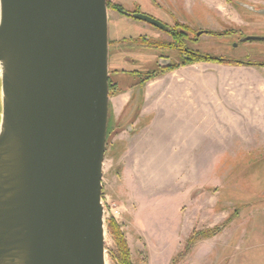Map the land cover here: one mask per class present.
<instances>
[{
	"label": "water",
	"instance_id": "95a60500",
	"mask_svg": "<svg viewBox=\"0 0 264 264\" xmlns=\"http://www.w3.org/2000/svg\"><path fill=\"white\" fill-rule=\"evenodd\" d=\"M108 29L107 0H0V264H105Z\"/></svg>",
	"mask_w": 264,
	"mask_h": 264
},
{
	"label": "rangeland",
	"instance_id": "374dc122",
	"mask_svg": "<svg viewBox=\"0 0 264 264\" xmlns=\"http://www.w3.org/2000/svg\"><path fill=\"white\" fill-rule=\"evenodd\" d=\"M136 1L143 10L144 6H159V18L173 31H178L177 25H188L190 37L180 42L196 51V57L234 61L199 60L185 65L251 63L264 67L260 65L264 64V41L244 40L264 35V0ZM114 3L131 9L133 0H107L108 70L112 84L117 82V87L123 88L137 82L141 86L146 82H142L144 73L156 69V55L182 62L177 52L168 50L176 46V33L169 35L120 15ZM146 28L153 31L155 38L164 40L165 48L152 47L157 46L155 40L151 47L135 43ZM200 30L209 32L199 36ZM176 68L159 71L156 76ZM132 70L136 72L130 73ZM120 129L108 114L101 176L105 264H119L112 256L116 247L107 228L110 218L126 239L132 264H264L263 148L245 152L233 162L154 163L146 170L148 178L133 177L129 175L132 162L125 155L128 134L120 133ZM222 225L218 233L199 239L183 258L178 257L192 232Z\"/></svg>",
	"mask_w": 264,
	"mask_h": 264
},
{
	"label": "crops",
	"instance_id": "0c3cea01",
	"mask_svg": "<svg viewBox=\"0 0 264 264\" xmlns=\"http://www.w3.org/2000/svg\"><path fill=\"white\" fill-rule=\"evenodd\" d=\"M261 72L258 65L200 62L141 86L118 85L120 91L109 96V114L128 134L129 175L148 178L154 163L233 162L264 149Z\"/></svg>",
	"mask_w": 264,
	"mask_h": 264
},
{
	"label": "flooded vegetation",
	"instance_id": "af4514ba",
	"mask_svg": "<svg viewBox=\"0 0 264 264\" xmlns=\"http://www.w3.org/2000/svg\"><path fill=\"white\" fill-rule=\"evenodd\" d=\"M153 2L155 3L156 1H153ZM144 7H145L146 10L142 9V6H141L140 3H138V1L133 0V4L131 6V9H126V8L123 9L122 8V12H118L117 11V13H119L120 15H124L125 17L131 18V19H135V18H133L131 16V14H133V13H144V14H146L148 16H151V17L157 19L161 23H163L164 24V28L161 29V28H159V27H157V26H155L153 24H150L148 22L135 19V20H138V21H141V22L145 23L147 26H150L153 29H157L159 31L166 32L169 35L176 33L177 34L176 46L173 47V48H169L168 50H171L173 52H177L180 55L182 62L183 61H187L188 59L192 58L196 54V51L190 50L184 44H182V42H180L182 38H189L190 37L188 32H187V29H190L188 25H186L185 23H183V24H185V26H181V25H177L176 24L177 26H175V28L178 29V31H173V29L162 18H159V15L162 14V12L158 8L159 6L158 7L157 6H144ZM175 22H177V21L175 20ZM200 31H203L200 35L208 33V30H200ZM143 32L144 33H140L137 36V40L135 41L136 44L138 43L137 44L138 46H142V47L143 46H149V47H151L150 45H144V43L146 42L148 44H151L155 40L157 46H152V47L165 48L164 40L159 39L158 37L155 38V36L152 35L153 34L152 30L146 28V29H144ZM147 32H151V35H147V34H149ZM254 37H256V39H254V41H259V42L264 41V35H254ZM138 40L139 41L142 40V42H139ZM131 41H133V40H131ZM154 61H155L156 69L155 70H151V71H146L144 73V75H143L144 78L152 75L153 73H157L159 71L163 72V71H165L167 69H171V67H173L174 65H177V64L180 65V63H182V62H180V63L173 62L169 57H166L165 55H156L155 58H154ZM260 65H264V64H260ZM122 71H124V70H122ZM129 72L130 73H134V72H136V70H132V71H129ZM109 82H110V79H109ZM110 84H111V82H110Z\"/></svg>",
	"mask_w": 264,
	"mask_h": 264
},
{
	"label": "trees",
	"instance_id": "16d2710c",
	"mask_svg": "<svg viewBox=\"0 0 264 264\" xmlns=\"http://www.w3.org/2000/svg\"><path fill=\"white\" fill-rule=\"evenodd\" d=\"M112 6L116 11L122 12V7L119 4L114 3ZM146 45H150V44L146 43ZM196 56H197V54H195V56L193 58H190L187 61H183L182 63H180V65H185L187 63L197 62L199 60L216 61V62H223V63L234 62V61H230V60H225L223 58H215V57H209V56L196 57ZM236 63H238V62H236ZM247 64H251V63H247ZM180 65L179 64L174 65L173 67H171V69L176 68ZM156 74L157 73H153L152 75L145 77L142 80V82H145L146 80L150 79L151 77L156 76ZM119 91H120V89H118L116 83L110 84V82H109V96H111V95H113ZM222 227H223V225L220 227H216L214 229H210V230H206V231H202V232H196V233L192 232L187 239V243L184 246V249L178 254V257L183 258L187 254V252L189 251L191 246L196 241H198L201 238L210 237V236L215 235L216 233H218L220 231V229ZM107 228H108V231H109L110 235L112 236V238L115 242V247H116L114 249V251L112 252V256L119 262V264H132L131 259H130V251H129V247L127 245L126 239H125L123 233L119 230V227L115 223L113 218H110L109 220H107Z\"/></svg>",
	"mask_w": 264,
	"mask_h": 264
},
{
	"label": "bare ground",
	"instance_id": "6f19581e",
	"mask_svg": "<svg viewBox=\"0 0 264 264\" xmlns=\"http://www.w3.org/2000/svg\"><path fill=\"white\" fill-rule=\"evenodd\" d=\"M0 75H1V68H0Z\"/></svg>",
	"mask_w": 264,
	"mask_h": 264
}]
</instances>
